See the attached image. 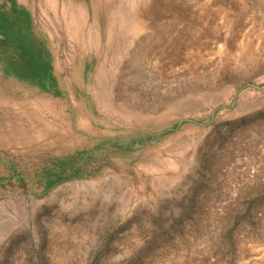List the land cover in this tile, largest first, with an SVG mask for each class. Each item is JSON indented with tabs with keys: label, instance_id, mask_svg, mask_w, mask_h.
<instances>
[{
	"label": "rangeland",
	"instance_id": "374dc122",
	"mask_svg": "<svg viewBox=\"0 0 264 264\" xmlns=\"http://www.w3.org/2000/svg\"><path fill=\"white\" fill-rule=\"evenodd\" d=\"M32 1L29 17L0 1V62L49 86L72 120L81 93L67 70L47 81L37 42L52 15ZM141 1L142 18L126 11L124 24L136 42L162 36L163 60L141 69L163 68L176 125L141 138L105 123L48 159L0 147V264H264V0ZM109 70L114 85L133 68ZM136 86L139 104L158 103Z\"/></svg>",
	"mask_w": 264,
	"mask_h": 264
},
{
	"label": "bare ground",
	"instance_id": "6f19581e",
	"mask_svg": "<svg viewBox=\"0 0 264 264\" xmlns=\"http://www.w3.org/2000/svg\"><path fill=\"white\" fill-rule=\"evenodd\" d=\"M13 1L16 2L19 16L31 15L32 0ZM122 1L43 0L52 15V19L39 31L37 42L39 54L48 67L45 77L49 84L54 85L57 76L67 70L69 81L78 85L81 95L77 98L75 115L71 120L60 105L52 100L47 90L49 86L45 89L27 77L20 68L0 62L1 148H25L31 154H42L48 159L83 146L78 135L94 137L97 134L96 127L105 126V123H112L118 133L129 132L141 138L162 133L176 125L172 116L176 115L178 105L171 100L164 102L159 96L163 68L160 73L154 72L155 66L146 71L141 69L145 64L150 65L152 60L155 64L163 60L160 48L162 36H146L138 42L134 41L139 31L131 30L124 24L127 20V13L125 15L124 12L133 14L138 21L146 7L141 0H128V8L125 6L126 10L123 11ZM128 34L133 38H129ZM247 47V53L252 57L249 45ZM125 61L133 68L132 73L120 74L112 85L110 81L113 73L109 69ZM128 76L131 82L125 88L123 84ZM138 83L148 88L146 91L157 99V104L149 101L143 105L138 103ZM113 86L117 92L128 91L127 100L134 104L127 108L121 106L122 102L127 101L122 97L124 92L113 96ZM39 92L43 93L41 97ZM33 100L41 109L35 106L27 108ZM11 101L20 108L18 114L10 107ZM42 109L48 113H40Z\"/></svg>",
	"mask_w": 264,
	"mask_h": 264
}]
</instances>
